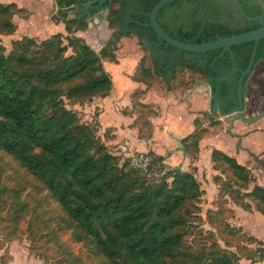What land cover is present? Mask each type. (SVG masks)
<instances>
[{
    "label": "trees",
    "instance_id": "trees-1",
    "mask_svg": "<svg viewBox=\"0 0 264 264\" xmlns=\"http://www.w3.org/2000/svg\"><path fill=\"white\" fill-rule=\"evenodd\" d=\"M158 1L106 2L108 24L120 28L126 18L148 22L145 13ZM193 1L196 10L203 4L201 0ZM82 2L56 0L59 19L70 34L69 54L68 45H62L65 37L61 33L41 42L24 37L13 44L8 55L0 41V149L16 159L59 204L75 241L87 244L108 264H239L235 254L220 246L200 251L184 247V236L195 218L189 208L203 192L193 174L175 168L153 181L128 163L120 165L106 140L97 134V125L81 122L77 111L67 107L66 101L81 104L95 96L109 95L113 82L103 60L119 61L116 43L121 36L135 34L149 53L146 66L143 59L140 61L133 76L135 81L149 87L153 77L167 71L158 66L143 38L142 27L137 24L131 23L127 32L120 29L116 36L113 33L97 52L76 34L87 29L85 17H68ZM178 2L158 12V21L176 39L200 43L214 40L217 34L226 36L241 31L195 17L184 27L181 16L171 20L165 16ZM19 9L15 3H0V15L8 16L0 24L1 33L11 34L16 29L11 16ZM256 9L259 11V6ZM177 66L187 68L193 75L206 74L185 57L179 58ZM175 78L176 75L171 79ZM141 92L136 89L132 96L139 97ZM137 105L140 117L158 115V109L150 104L138 101ZM201 134L196 130L182 140L192 139L197 147ZM212 160L233 175V179L221 181L220 194L229 193L233 203L245 209L253 203L264 214V187L256 185L251 191L241 192L252 180L250 170L221 150L213 151ZM163 161V156L154 155L151 164L163 167ZM226 211L220 207L214 219L222 232L233 239L228 231H237L226 221Z\"/></svg>",
    "mask_w": 264,
    "mask_h": 264
},
{
    "label": "rangeland",
    "instance_id": "rangeland-1",
    "mask_svg": "<svg viewBox=\"0 0 264 264\" xmlns=\"http://www.w3.org/2000/svg\"><path fill=\"white\" fill-rule=\"evenodd\" d=\"M0 3H15L20 8V12L11 16L16 29L11 34L0 32L6 55L14 49L13 44L24 37L41 42L61 33L65 37L62 45L69 44L67 38L70 34L65 29V23L59 19L56 0H0ZM74 13L70 11L68 17L73 18ZM6 18L8 16L0 15V24ZM108 23L107 14L102 47L110 35L114 33L116 36V31L121 29ZM116 46L119 62L103 60V65L113 82L112 90L107 95L115 99L113 108L116 117H110L111 121L115 122L118 118L116 124L126 133L122 134L125 137L118 143L108 144L110 151L119 158L120 165L128 163V166L139 169L153 181H159L166 171L175 168L194 175L203 192L189 208L195 218L191 219L184 236L186 249L200 251L202 248L220 246L235 254L239 264H264V214L253 203L249 209H245L233 203L229 193L220 194L221 181L231 180L233 175L225 166L213 162L214 150H221L236 158L250 170L252 180L249 185L242 191L237 188V191L245 193L256 185L264 187L245 154L233 149L235 139L225 132L226 120L210 123L205 113L209 116L213 112L210 104L206 105L207 97H203L204 90L201 88L197 89V94L202 96L196 95L191 105L189 96L198 82L191 80L188 72L182 68H179L175 79H171L173 76L163 78L156 75L145 93L133 97L132 92L136 90L132 83L133 76L138 72L142 59L145 66L148 64L149 55L133 34L121 36ZM67 48L66 53L69 54L72 48L70 45ZM95 50L99 52L101 49ZM170 81L172 84H169ZM181 81L189 82L182 85ZM158 95L161 96V103L152 99L154 97L159 101ZM102 98L95 96L81 104L72 105L68 101L66 104L77 111L81 122L97 125V134L101 139L111 141L114 139V136L111 137L112 129H102L98 118L103 108ZM138 101L156 104L158 117H140ZM183 102L190 103V106L185 104L182 110L180 104ZM199 105L205 107L204 110H198ZM190 124H194L193 132H202L197 147L192 139H188V142L182 140ZM137 154L149 155L151 161L154 155H161L164 165H152L150 162L149 171L146 172L144 168L132 164L131 159ZM222 206L228 209L225 212L226 221L237 231H228L233 239L227 232H222L214 219ZM0 264H108L87 244L75 241L73 230L68 224L65 225V214L59 204L16 159L1 149Z\"/></svg>",
    "mask_w": 264,
    "mask_h": 264
},
{
    "label": "flooded vegetation",
    "instance_id": "flooded-vegetation-1",
    "mask_svg": "<svg viewBox=\"0 0 264 264\" xmlns=\"http://www.w3.org/2000/svg\"><path fill=\"white\" fill-rule=\"evenodd\" d=\"M89 1H92L93 6L97 4V0H83L80 4L81 6L78 8L86 7ZM201 1H203V4L196 10L197 6L195 1L179 0L178 3L166 11L165 16L170 20L175 19L177 15L181 16V22L184 27H188L194 17L196 20L201 19L204 22L216 21L218 23H225V25L233 30L240 28L241 31L239 33L253 30L261 26L258 20H251L248 18L264 15V7L261 0ZM256 6H259V11L256 9ZM78 8L76 11H78ZM93 11L97 12L95 9H93ZM93 13L94 12L91 14ZM125 20L128 22L122 25L121 30L123 32H127L130 29L129 25L131 23L137 24L129 20L139 21L134 18H126ZM140 27H142L145 41L150 39L153 43L158 42L152 28L143 25H140ZM219 36L220 35L217 34L216 38ZM254 47V42H246L232 46L231 52L227 50L223 51V49H216L206 53H191L177 50L172 46H156L154 44L149 50L156 58L158 66L164 67V69L167 70L166 72H168V74L171 73L172 76H175L179 70L177 63L180 57H185L191 62L196 63L206 72L204 76L196 73L193 75L187 68L184 69L188 72L190 79L192 75L198 82L197 85L203 82H208L209 84V103L210 110L213 113L209 116L205 113V116L209 118L210 123H220L226 120L225 132L231 138L235 139L236 148L246 151V153L259 161V157H257L252 148L247 145V141L253 137L254 133L258 132L257 130H260L262 133L264 132V127L252 128V125L264 121V116L251 124L247 123L244 119H236L231 129H229L232 113L236 111L235 109L240 107L238 96V86L240 82L243 105L239 111L243 113L246 119L264 112V39L258 42L254 64L250 72L244 77L242 76V72H244L249 65ZM231 55H233L235 59H233ZM233 68H238L239 70L232 78L229 80H220L223 76L228 75ZM214 86L216 89H213ZM230 131H232V133Z\"/></svg>",
    "mask_w": 264,
    "mask_h": 264
},
{
    "label": "water",
    "instance_id": "water-1",
    "mask_svg": "<svg viewBox=\"0 0 264 264\" xmlns=\"http://www.w3.org/2000/svg\"><path fill=\"white\" fill-rule=\"evenodd\" d=\"M113 1L116 0H97V4L95 6L92 5V1H89L87 3V6L78 8L79 6L76 7V9H73L75 11L74 17L79 14L81 17L84 16L85 20L88 23V27L85 31H79L80 34L86 39V41L95 49L100 50L102 47V41H103V34H104V28H105V22H106V17L108 13V8H105V3H112ZM179 0H159L153 7L152 9L145 13L146 16L148 17L149 21L148 22H140L136 20H129L133 21L139 25H143L146 27L152 28L154 31L156 38L158 42L153 43L152 41L146 40V45L148 49H150L154 44L156 46H172L175 47L177 50L185 51V52H191V53H206L211 50H216V49H223V51L227 50L231 52V47L234 45H239L242 43L246 42H254V51L251 56L249 65L247 69L242 72V76L244 77L247 75L251 68L252 65L254 64V59H255V52H256V47L258 45V42L262 39H264V15H260L257 17H248L251 20H258L261 23V26L249 30L246 32H241V33H236L232 34L230 36H224V37H217L215 40L212 41H207V42H202V43H190V42H185L183 40H178L172 36L169 35V33L162 27L160 22L158 21V12L160 9L165 7L166 5H169L171 3L177 2ZM263 7H264V0H261ZM241 7V6H240ZM78 8V11H76ZM95 9L97 12L93 11ZM93 14H91L92 12ZM127 20H124V24H127ZM144 45V44H143ZM145 50L148 53V50L144 46ZM149 55V53H148ZM233 59L235 57L231 55ZM239 69L233 68V70L228 74L223 76L220 80H229L232 78L238 71ZM165 75H159L163 78H168L172 76V74H168V72H164ZM207 87H209L208 82H203ZM241 82L238 86V96H239V103L240 107L238 109H235L232 114V119L230 121L229 129H231L232 124L234 120L236 119H244L247 123L251 124L259 120L264 116V112L260 113L259 115H256L254 117H250L246 119L243 115V113L240 110L243 105V101L241 98ZM211 109V108H210ZM254 127H264V121H261L259 123H256L252 125V128ZM257 133L253 134V137L247 141V145L252 148L254 153L259 157V161L256 160L254 157L250 156L246 151L242 150L247 159L249 160L250 164L256 171L257 175L261 179L262 183H264V132H260V130H257ZM232 133V131H230Z\"/></svg>",
    "mask_w": 264,
    "mask_h": 264
},
{
    "label": "crops",
    "instance_id": "crops-1",
    "mask_svg": "<svg viewBox=\"0 0 264 264\" xmlns=\"http://www.w3.org/2000/svg\"><path fill=\"white\" fill-rule=\"evenodd\" d=\"M77 35L78 36H81V37H83L81 34H80V32L78 31V33H77ZM110 36H112V35H110ZM84 38V37H83ZM109 38V37H108ZM111 38V37H110ZM109 38V39H110ZM109 39H107V40H109ZM119 62V61H118ZM117 64V63H116ZM132 83H134L135 84V86H136V89H139V90H141L142 92L141 93H145L146 91H147V89H148V87L145 85V84H143V83H141V82H137V81H135L134 79L132 80ZM131 86V85H130ZM202 89V90H204L203 92H204V95H203V97L205 98V97H207L206 98V105L208 106V104H210L209 103V87H207L205 84H203V83H201L200 85H198V86H194L193 88H192V90H191V94H190V102H191V105L193 104V98H195V96L197 95V96H202V94H200V93H198L197 94V89ZM135 91V90H134ZM152 92H150L149 94H148V96L151 94ZM159 96V95H158ZM152 99H154V101L157 103V102H159V103H161V101H162V99H161V96H159V101L158 100H156L154 97L152 98ZM114 100L115 99H113V97L112 96H106V97H104V98H102V103H101V105H102V109H101V113H100V115H99V122H100V124H101V127H102V129H106V128H109V129H112V132H111V137L113 138V136H114V139H112L111 141H106L107 142V144H114V143H118L119 142V140L121 139V138H124L125 136L124 135H122L123 133H126V132H124V130L122 129V128H119L118 127V125L116 124L117 123V121L119 120L118 118H117V120L115 121V122H113V121H111V118L110 117H116V114L114 113V108H113V105H114ZM104 102V103H103ZM140 102H142V101H140ZM142 103H145V102H142ZM145 104H150V105H152V106H154L156 109H158V107L157 106H155V105H153V104H151V103H148V102H146ZM185 104H187V106L189 107L190 106V103H186V102H183L182 103V105L180 104V107L182 108V110H183V108H185ZM111 106V107H110ZM112 108H113V110H112ZM204 108L205 107H201L200 105H199V107H198V110H204ZM159 110V109H158ZM158 117V116H157ZM104 118H106V122H104ZM192 125H194V124H190L188 127L189 128H187V129H189V130H185L184 132H187L185 135H183L184 137L185 136H187V135H189L190 133H192L193 132V130H194V128H193V126ZM191 128V129H190ZM129 135V137L131 138V135H130V133H128ZM127 137V136H126ZM128 137V138H129ZM183 137V138H184ZM141 146H142V144H140ZM225 146V145H224ZM232 146H233V149H235V152H237V153H241V152H243L242 150H238L237 148H236V146H235V142H234V144L232 143ZM225 147H228V146H225Z\"/></svg>",
    "mask_w": 264,
    "mask_h": 264
},
{
    "label": "built area",
    "instance_id": "built-area-1",
    "mask_svg": "<svg viewBox=\"0 0 264 264\" xmlns=\"http://www.w3.org/2000/svg\"><path fill=\"white\" fill-rule=\"evenodd\" d=\"M132 164L138 165L142 168H144V170L147 172L149 171V165L151 162V158L149 155H144V154H137V155H133L132 157Z\"/></svg>",
    "mask_w": 264,
    "mask_h": 264
}]
</instances>
